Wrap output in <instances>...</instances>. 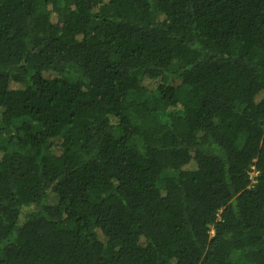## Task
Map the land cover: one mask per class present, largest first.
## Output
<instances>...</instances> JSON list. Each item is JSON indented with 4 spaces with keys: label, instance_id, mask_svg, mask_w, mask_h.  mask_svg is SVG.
<instances>
[{
    "label": "trees",
    "instance_id": "1",
    "mask_svg": "<svg viewBox=\"0 0 264 264\" xmlns=\"http://www.w3.org/2000/svg\"><path fill=\"white\" fill-rule=\"evenodd\" d=\"M0 264H264V0H0Z\"/></svg>",
    "mask_w": 264,
    "mask_h": 264
},
{
    "label": "rangeland",
    "instance_id": "2",
    "mask_svg": "<svg viewBox=\"0 0 264 264\" xmlns=\"http://www.w3.org/2000/svg\"><path fill=\"white\" fill-rule=\"evenodd\" d=\"M255 174H256L255 172H251V176H252V177L255 176ZM53 201H54V199L51 198V199H50V202H53Z\"/></svg>",
    "mask_w": 264,
    "mask_h": 264
}]
</instances>
